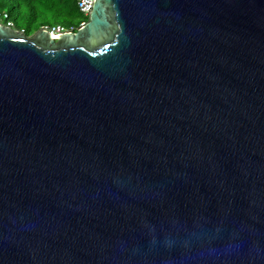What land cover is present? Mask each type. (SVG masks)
Wrapping results in <instances>:
<instances>
[{
	"label": "water",
	"instance_id": "95a60500",
	"mask_svg": "<svg viewBox=\"0 0 264 264\" xmlns=\"http://www.w3.org/2000/svg\"><path fill=\"white\" fill-rule=\"evenodd\" d=\"M0 264H264V0L0 24Z\"/></svg>",
	"mask_w": 264,
	"mask_h": 264
},
{
	"label": "trees",
	"instance_id": "16d2710c",
	"mask_svg": "<svg viewBox=\"0 0 264 264\" xmlns=\"http://www.w3.org/2000/svg\"><path fill=\"white\" fill-rule=\"evenodd\" d=\"M0 14H8L14 28L27 36L34 33L37 25L44 27L45 20L52 16L62 25L75 26V31L88 20L80 12L77 0H0ZM20 19L26 26L19 24Z\"/></svg>",
	"mask_w": 264,
	"mask_h": 264
},
{
	"label": "built area",
	"instance_id": "2783aa9c",
	"mask_svg": "<svg viewBox=\"0 0 264 264\" xmlns=\"http://www.w3.org/2000/svg\"><path fill=\"white\" fill-rule=\"evenodd\" d=\"M94 0H77V4L80 12L84 15L85 18L88 19V16L93 8ZM0 22L6 23L5 25L8 27H14V23L9 19L8 14H0ZM86 21L80 23L79 27L83 26ZM42 29L50 32L54 36H58L63 33L75 32V26H66L62 24H58L57 26H44Z\"/></svg>",
	"mask_w": 264,
	"mask_h": 264
},
{
	"label": "rangeland",
	"instance_id": "374dc122",
	"mask_svg": "<svg viewBox=\"0 0 264 264\" xmlns=\"http://www.w3.org/2000/svg\"><path fill=\"white\" fill-rule=\"evenodd\" d=\"M14 16V15H13ZM47 20H45V25L44 26H57L58 24H60V22H58V20H56L53 16L48 18V21L46 22ZM20 25H23V26H26L25 22L23 20H19L18 21ZM2 23V22H0ZM79 23V20L76 19V24ZM43 26L42 25H37L35 28H34V33L31 34L29 37L33 36L37 31H39L40 29H42Z\"/></svg>",
	"mask_w": 264,
	"mask_h": 264
},
{
	"label": "clouds",
	"instance_id": "9594fccd",
	"mask_svg": "<svg viewBox=\"0 0 264 264\" xmlns=\"http://www.w3.org/2000/svg\"><path fill=\"white\" fill-rule=\"evenodd\" d=\"M0 24L5 25L6 23L2 22V23H0ZM5 26H6V25H5ZM6 27H8V26H6ZM10 28H12V27H10ZM13 29H15V28L13 27Z\"/></svg>",
	"mask_w": 264,
	"mask_h": 264
}]
</instances>
